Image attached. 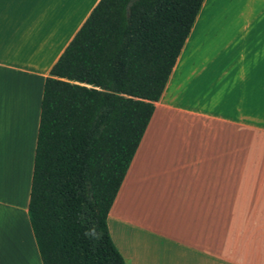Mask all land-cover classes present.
<instances>
[{
	"label": "crops",
	"instance_id": "obj_1",
	"mask_svg": "<svg viewBox=\"0 0 264 264\" xmlns=\"http://www.w3.org/2000/svg\"><path fill=\"white\" fill-rule=\"evenodd\" d=\"M97 2L0 0V264H42L27 204L43 83ZM205 4L107 214L124 264H264V150L232 133L234 79L214 67L231 32L264 31V0Z\"/></svg>",
	"mask_w": 264,
	"mask_h": 264
},
{
	"label": "trees",
	"instance_id": "obj_2",
	"mask_svg": "<svg viewBox=\"0 0 264 264\" xmlns=\"http://www.w3.org/2000/svg\"><path fill=\"white\" fill-rule=\"evenodd\" d=\"M202 1L98 0L51 66L27 204L42 264H124L107 214Z\"/></svg>",
	"mask_w": 264,
	"mask_h": 264
},
{
	"label": "rangeland",
	"instance_id": "obj_3",
	"mask_svg": "<svg viewBox=\"0 0 264 264\" xmlns=\"http://www.w3.org/2000/svg\"><path fill=\"white\" fill-rule=\"evenodd\" d=\"M206 4L202 6L191 35L188 37L178 65L192 53L204 24ZM215 14L213 15V19ZM212 26V24H211ZM210 26V28H211ZM242 26V25H241ZM215 77L221 86L226 79H234L233 106L238 98L240 126L232 133L241 136L255 134L256 150H264V31L234 30L226 36L223 49L214 59ZM239 94L237 96V88ZM243 143H241L242 147Z\"/></svg>",
	"mask_w": 264,
	"mask_h": 264
},
{
	"label": "clouds",
	"instance_id": "obj_4",
	"mask_svg": "<svg viewBox=\"0 0 264 264\" xmlns=\"http://www.w3.org/2000/svg\"><path fill=\"white\" fill-rule=\"evenodd\" d=\"M85 235L86 236H89V237H96L97 236V233L95 231V229H88L86 232H85Z\"/></svg>",
	"mask_w": 264,
	"mask_h": 264
}]
</instances>
